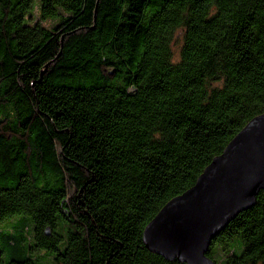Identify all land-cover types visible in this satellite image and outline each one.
<instances>
[{"label":"trees","instance_id":"obj_1","mask_svg":"<svg viewBox=\"0 0 264 264\" xmlns=\"http://www.w3.org/2000/svg\"><path fill=\"white\" fill-rule=\"evenodd\" d=\"M264 113V0H0V264H182L145 226ZM214 264H264V190Z\"/></svg>","mask_w":264,"mask_h":264},{"label":"water","instance_id":"obj_2","mask_svg":"<svg viewBox=\"0 0 264 264\" xmlns=\"http://www.w3.org/2000/svg\"><path fill=\"white\" fill-rule=\"evenodd\" d=\"M264 190V113L252 118L181 195L145 226L148 251L182 264H214L212 239Z\"/></svg>","mask_w":264,"mask_h":264}]
</instances>
